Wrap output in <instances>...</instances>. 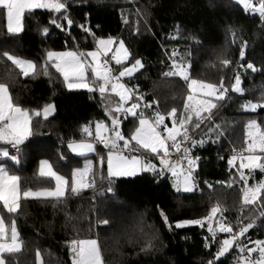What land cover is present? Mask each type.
<instances>
[{"label": "trees", "instance_id": "16d2710c", "mask_svg": "<svg viewBox=\"0 0 264 264\" xmlns=\"http://www.w3.org/2000/svg\"><path fill=\"white\" fill-rule=\"evenodd\" d=\"M3 11L0 9V82L8 84L13 104L29 110L31 131L17 152L8 151L17 160L7 157L0 162L18 177L20 194L53 188L54 178L39 171L42 161L69 182L64 197L20 196L17 211L1 207L4 220L15 222L21 244L18 251L3 254L5 264H37V252L41 264H73L71 249L75 246L71 241L88 238L97 239L103 264H208L225 233L219 229L210 232L208 220L179 228L176 222L206 217L215 205L222 209L218 219L233 232L255 221L241 237L247 247L264 239V191L252 204H244L242 198L243 186L260 180L264 171L242 168L237 161L247 152L250 121L256 122L260 136L264 134V18L259 13L230 0H66V9L59 12L26 10L21 31L14 33L6 29ZM65 16L72 20L71 26ZM53 19L62 26L50 23ZM109 36L123 40L130 53L126 63L141 60L143 68L123 82L133 99L143 96L137 100L139 112L153 120L156 113L162 114L170 126L167 113L176 109L177 117L185 107L187 83L177 75H162L173 71V60L190 63V72L204 83L229 85L225 98L202 115L199 128H187L190 141L196 143L186 146L201 158L193 171L191 191L175 189L170 175H159L158 168L109 178L102 146L83 156L69 150L70 141L93 138L95 122L110 128L107 98L97 90L67 89L47 52L86 51L94 46L95 38ZM4 52L31 59L35 71L24 75ZM225 59L229 65L223 64ZM246 63L255 71L239 74L243 91L234 92L233 67ZM156 85L162 88L158 95ZM248 102L262 106L245 109ZM49 104L54 112L45 118L41 111ZM36 110L40 115L34 114ZM137 115L119 114V129L125 138H129ZM84 126H89L91 136L82 131ZM256 151L264 163V152ZM233 153L236 159L229 165L227 158ZM87 159L92 166L91 186L72 193L73 172L82 169ZM103 200L112 202L111 224L103 223L109 218L100 206ZM161 212L167 216V225ZM108 228L113 232L104 233ZM240 254L234 244L218 264H233Z\"/></svg>", "mask_w": 264, "mask_h": 264}, {"label": "snow or ice", "instance_id": "6c2138e0", "mask_svg": "<svg viewBox=\"0 0 264 264\" xmlns=\"http://www.w3.org/2000/svg\"><path fill=\"white\" fill-rule=\"evenodd\" d=\"M245 8H252V11L258 12L262 18H264V0H259L258 5H253L252 0H240ZM48 8L53 9L56 12L66 9V3L61 2V0H0V9L6 12L7 20V29L9 32H20L21 31V18L22 13L26 10L31 9H40ZM69 26L72 25V20L68 19L67 16L64 17ZM50 23L55 24L57 27H61V24H57L56 20L53 19ZM45 33L48 32V29L43 30ZM99 48L97 50L89 51L87 53H77L74 51H65L62 53H56L49 51L47 53V58L49 60L55 58L54 67L56 70L63 75L64 81L67 84L69 89L72 88H84L89 91L96 90L93 86H90L88 83L83 82L85 80V69L87 65L83 63V58L85 56L91 57L95 62V65L92 68L93 75L97 78L95 83L98 84V91L103 96L108 90L109 85L112 92H117L120 97V103L116 106L114 110H111L109 113L111 119V128L108 127L104 122H96L95 124V136L99 139L100 143H103L106 148H109L107 156V175L109 178L112 177H121V176H134L138 171H152L156 172L157 166L151 164L150 162L141 163L140 157L133 155L131 159L128 156L123 155V151L135 152L139 149L150 150L151 153L155 154L159 158V175H163L165 170L169 171L174 177L173 187H176L179 190V186L182 185L185 191H191L194 184L193 171L196 167L197 158H191L189 156L190 149L186 146L187 142H191L195 145L196 141L191 140L188 135V129L185 127L186 120L181 117L179 120V126L174 122L171 128L164 127V132L167 133L164 136L160 131L159 127L164 124L165 117L159 113L155 114V120L151 121L148 119L141 118L139 120V126L131 133L130 138H125L122 132L119 129V118L118 115L121 111H124L125 114L131 113L133 116L137 115V109L140 107L139 103L131 104L130 107L125 108L124 102L132 98V93H130L126 86L122 83H119V78L124 76H131L138 68H143V64L140 59H136L135 63L131 65L130 68H124L119 72L118 77L113 78L111 69L102 66L98 57L104 56L110 51L111 45L114 44V38L109 36L108 38H100L96 41ZM130 53L125 47L123 40L119 41V47L116 48V54L112 57L115 60L116 64H121L123 60H127ZM245 55L244 49L241 48L240 56L243 58ZM3 56L16 65L24 75H28L30 72L35 71V65L32 61H25L13 55H10L8 52H4ZM108 61L104 60L103 64L107 65ZM224 65H229L230 61L223 60ZM176 62L173 60V66L175 67ZM248 69L255 71L254 66L251 63L247 65ZM45 74H47L45 70ZM166 77H172L175 75H180L184 79H188L186 75V70L183 65H180L178 71H170L162 74ZM72 81H77L73 83ZM201 88L208 89L207 95L209 97L215 96L217 100H223L225 98L226 89L222 88L217 92V86L213 84H208L196 80H192L189 87L197 85ZM241 80L239 74L235 77V83L232 85V90L235 92H242L243 90L240 87ZM136 99L142 100V95H137ZM191 99V97H189ZM202 105L206 107L201 108L200 110L195 111V116L198 120L202 119V111L210 112V110L216 107V104L210 101H201ZM148 105H145L147 107ZM262 106L252 102H248L246 107H251L255 110L257 107ZM185 108H188V105H185ZM54 110V106L49 104L45 105L43 109V114L45 118ZM176 113V109H172L168 114L172 116ZM35 115H40V112L36 110ZM31 116L29 110L23 109L18 105H14L11 102V96L9 92V86L6 83L0 82V140L7 142H14L15 144H20L23 139L30 134L29 122ZM188 120H191V115H189ZM251 125H255V121H250ZM196 127L199 128V123L196 124ZM219 127V126H217ZM82 131L87 133L89 136L92 135L90 132L89 126H84ZM211 132L212 129H209ZM109 133L107 136L104 133ZM181 137L182 139H178ZM171 141V144L168 142ZM122 142V144H121ZM133 142L138 148L132 147ZM259 147L261 152H264V134L260 137L259 145L256 144L255 139L251 144H249V150H253ZM74 152L84 153L92 152L95 150L94 144L87 140H82L80 142H74L69 144ZM181 154L180 160L175 161L171 159L172 153ZM0 155L7 157L9 155L6 149H0ZM12 160H17V157L12 156ZM236 157H231L228 163L231 165ZM260 157L256 155H250L247 157L248 164H242V167H260L264 169V163L257 164V161ZM186 162L187 167H184ZM101 163H103V158H101ZM41 173L49 177H54L56 181L55 190H43L40 192L25 191L23 193L24 197L29 196H50V197H64L66 195V187L68 186V181L61 175H58L55 171L52 170L51 165L47 161H42ZM44 166H47V172H44ZM91 171V161H88L84 169H76L73 172L70 190L72 193H76L80 189L88 188L91 185L85 182V178L88 173ZM103 179V177H101ZM18 177L14 175H9L3 165H0V201H3L5 208L9 212H15L19 208L18 199L19 192L17 188ZM211 188V185H208ZM264 191V181H262L258 186L252 188H246L243 193V202L244 204H252L258 199L259 193ZM108 192H112V189L109 187ZM222 209L219 205H215L211 208L209 216L203 218V220H210L212 216L216 213L221 212ZM161 215L164 219L165 224H168L167 216L161 212ZM264 215V213H261ZM202 220H184L177 221L176 227H182L189 224H202ZM104 224H107L108 221H103ZM255 221L243 225L239 228V231L233 232L232 227L227 224H219L220 232L228 233L229 238L224 239L220 242V247L215 253L212 260L208 261V264H218L220 257L229 253L230 249L236 244L239 251L243 252L245 250L244 245L239 242V238L242 237L250 228L254 226ZM171 227V225H168ZM209 231H213L211 225H209ZM214 234V233H213ZM17 232L15 225L12 227V236L11 242L4 243V227L2 221H0V254L12 253L18 251L20 244L17 242ZM73 247L71 249L74 259L73 264H103L100 248L97 240L95 239H86V240H73L71 241ZM256 247L248 248V256H241L238 264H264V241H256ZM151 247V245H147ZM205 247H209L206 243ZM255 251L259 252V258L257 260L251 259V254ZM37 261L39 264L40 254L37 252ZM0 264H5L3 255H0Z\"/></svg>", "mask_w": 264, "mask_h": 264}, {"label": "rangeland", "instance_id": "374dc122", "mask_svg": "<svg viewBox=\"0 0 264 264\" xmlns=\"http://www.w3.org/2000/svg\"><path fill=\"white\" fill-rule=\"evenodd\" d=\"M253 5H258L259 4V2L258 3H256V4H254V3H252ZM249 9L251 10V12H253L254 13V11H252V8L251 7H249ZM3 13H4V22H5V27H6V29H7V20H6V12L5 11H3ZM256 13H258V12H256ZM22 17H23V13H22ZM21 29H22V18H21ZM8 30V29H7ZM14 33H17V32H14ZM100 38H108V37H98V38H95V40H94V46L91 48V49H88V50H86V51H82V52H78V51H76V50H74V49H66V50H50V51H52V52H56V53H62V52H65V51H74V52H77V53H87V52H89V51H93V50H97L98 48H99V46L97 45V43H96V41L98 40V39H100ZM114 38V44L113 45H111V46H109L110 47V51L108 52V53H106L104 56H107V55H115L116 54V48H118L119 47V41L120 40H122V39H120V38H118V37H113ZM125 45V44H124ZM126 47V46H125ZM13 56H15V57H18V58H20V59H22V60H25V61H32L31 59H27V58H23V57H20V56H16V55H13ZM104 56H102V57H98V60L100 61V63H101V61L103 60V57ZM136 60V59H135ZM135 60H133V61H131L130 63H126V60H123L122 62H121V64H117L116 66H115V69L114 70H112V68L111 67H109L110 69H111V72H112V74H113V78L115 79V77H118V75H119V72L120 71H122L124 68H130L131 67V65L132 64H134L135 63ZM55 61V60H54ZM33 62V61H32ZM176 62V65H175V67L173 66V71H178V69H179V67H180V65H183L184 67H185V70H186V75H187V77H188V79H184V77H182V76H180V75H177V77H179V79H181V80H183L185 83H187V89H188V91H187V89H186V93H185V104L184 105H188V108L186 109L185 107H184V109L183 110H181V109H179L180 111H179V115H177V117H175V115L173 114L172 116H169L168 115V117H169V119H170V126L169 125H167V124H163V125H161L160 127H159V129H158V131H160L164 136H166L167 135V133L166 132H164V127L166 126V127H168V128H171L172 126H173V123L175 122L176 124H177V127H180L179 126V120L181 119V117H183L185 120H186V124H185V127L187 126V125H189V126H187L186 128H188V127H194L197 123H198V119L196 118V116H195V111H197V110H200L201 108H203V107H206V105H202L201 104V101H210V102H212V103H216V101L217 100H215V96H212V97H209L208 95H207V93H208V89H204V88H201L200 86H199V84H197V85H193L191 88L189 87V85L191 84V81L192 80H196V81H200V82H202L200 79H198L197 77H195L194 75H196V74H193V73H191L190 71V63H187V62H184V61H181V62H178V61H175ZM34 63V62H33ZM83 63L85 64V65H87V67H86V69H85V80L83 81V82H85V83H88L90 86H93L97 91H98V84H96L95 83V81H96V77L93 75V73H92V68H93V66L95 65V62L92 60V58L91 57H88V56H85L84 58H83ZM16 66V65H15ZM17 67V66H16ZM138 69H140V68H138ZM137 69V70H138ZM136 70V71H137ZM135 71V72H136ZM135 72H133V73H135ZM31 73H33V72H30L29 74H31ZM132 73V74H133ZM61 74V73H60ZM62 75V74H61ZM63 76V75H62ZM125 77H127V76H124V77H121V78H119V83H122V84H124V82H123V79L125 78ZM73 83H75V82H77V81H72ZM220 83V82H219ZM217 84L216 86H217V90H219V88H221V85H222V88L223 89H227L228 87L227 86H229L227 83L226 84H223V83H220V84ZM125 85V84H124ZM65 86H66V88L67 89H69L68 87H67V84L65 83ZM126 86V85H125ZM127 88V87H126ZM72 89H84V88H72ZM85 90H88V89H85ZM127 90L131 93V91L127 88ZM155 90H156V94L158 95L159 93H162V88H160L159 87V85H156V87H155ZM99 92V91H98ZM218 92V91H217ZM100 93V92H99ZM104 97L105 98H107V114H108V116L110 117V115H109V113L111 112V110H113V109H115L116 108V106L120 103V97H119V95H118V93L117 92H112L111 91V87H110V85H109V90L104 94ZM189 97H191V99H189ZM157 98L160 100V96H157ZM212 99H214V100H212ZM12 102V101H11ZM134 103H139L137 100H135V99H133V95H132V98L130 99V100H128V101H125L124 102V105H125V108H128V107H130L131 106V104H134ZM15 105V104H14ZM51 105H53V104H51ZM247 105V104H246ZM246 105H244V107H245V109H248V108H251V107H246ZM139 110H140V107L136 110L137 111V117H136V119L134 120V122H133V125L131 126V128H130V130H129V134H128V137L130 138V136H131V133L135 130V128L136 127H138L139 126V120L141 119V118H144V119H148V120H151V121H154L153 119H151L150 117H148V116H146V115H143L142 113H140L139 112ZM54 112V110L53 111H51L50 112V114H52ZM171 112V111H170ZM170 112H168L167 114H169ZM121 113V112H120ZM119 113V114H120ZM207 112L206 111H202V113H201V115H205ZM209 113V112H208ZM41 114L44 116V114H43V109H42V111H41ZM49 114V115H50ZM119 114H117L118 116H119ZM129 115H132L131 113H128ZM162 115V114H161ZM189 115H191V120H188V117H189ZM164 116V115H163ZM165 117V116H164ZM119 118V117H118ZM193 120V122L191 123V121ZM97 122H102V121H97ZM110 122H111V119H110ZM30 123H31V119H30V122H29V130L31 131V129H30ZM190 123H191V125H190ZM95 124H96V122H95ZM95 124H94V127H93V138L92 139H81V140H73V141H70L69 143H68V148H69V144L70 143H74V142H80V141H82V140H87V141H89V142H92L93 144H94V140H96V139H98L96 136H95V131H96V129H95ZM110 128H111V125H110ZM109 133H107V132H105L104 133V135L105 136H107ZM30 136V134L28 135V136H26L24 139H23V141H25L26 139H27V137H29ZM260 134H259V131H258V127L256 126V124L255 125H251L250 124V126H249V128H248V139H249V143H248V148H247V152L246 153H244L242 156H239V157H237V161L240 163L239 165L241 166L242 164H244V165H246V164H248V160H247V157L248 156H250V155H256V156H258L259 157V155H258V153H257V151L256 150H258L259 149V147H257V148H255V149H253V150H249V144H251L252 142H253V140L255 139V142H256V144L257 145H259V143H260ZM99 140V139H98ZM4 143V142H3ZM6 143H8V144H10V145H17V144H15L14 142H6ZM22 143V142H21ZM121 144H122V142H121ZM101 145L103 146V148L105 149V151H106V164H107V156H108V152H109V148H106L105 146H104V144L103 143H101ZM132 147H135V148H138V146L137 145H135V142H133V144H132ZM94 148H95V150H96V146L94 145ZM69 150L74 154V155H77V156H83V155H88V154H92V153H94L95 152V150L94 151H92V152H84V153H78V152H74L71 148H69ZM9 153V152H8ZM140 153V154H139ZM128 154H130V157L128 156ZM143 154H145V155H143ZM148 154V155H147ZM123 155H125V156H128L129 157V159H131V157L133 156V155H136V156H139L140 157V160H141V163H147V162H150L151 164H154V165H156L157 167L159 166V158L158 157H156L155 156V154H153V153H151L150 152V150H144V149H139L138 151H135V152H129V151H123ZM149 155L150 156H154V159L157 161V163L158 164H155V160H153V159H151L150 157H149ZM5 157V156H4ZM7 157H12V155L11 154H9ZM7 157H5V158H7ZM88 161H91L90 159H87L86 160V162L84 163V167L82 168V169H84L85 168V165H86V163L88 162ZM257 164H261V162H260V159L257 161ZM0 165H3V163H1L0 162ZM40 167H39V171H40V173H41V168H42V164L40 163V165H39ZM4 167V166H3ZM92 167V166H91ZM242 167V166H241ZM242 168H246V169H250V168H248V167H242ZM252 169V168H251ZM253 169H259V170H262V171H264V169H262V168H260V167H253ZM6 170V169H5ZM53 170V169H52ZM7 171V170H6ZM54 171V170H53ZM44 172H47V166H44ZM140 172V171H139ZM7 173L9 174V175H14V174H11V173H9L8 171H7ZM91 173L89 172L88 173V175H87V177L85 178V182L86 183H89V184H91V180H90V178H91V175H90ZM14 176H16V175H14ZM170 177L172 178V185L174 184V177H172V175H171V173H170ZM250 177V176H249ZM54 178V177H53ZM262 181H264V175H263V177H261V179L260 180H255V181H253V183H248V184H246V185H244L243 186V188H242V196H243V193H244V191H245V189L246 188H252V187H256V186H258ZM194 184H193V186H192V189L194 188ZM55 187H56V181H55V178H54V186H53V188H46V189H40V190H37V191H32V192H40V191H43V190H55ZM17 188H18V182H17ZM175 189H177L176 187H174ZM179 190H181V191H183V192H188V191H185L184 190V188H183V186L182 185H180L179 186ZM18 192H19V189H18ZM19 195L20 196H22V197H24V195L23 194H20V192H19ZM29 198H50V196H29ZM243 198V197H242ZM100 206H101V208L104 210V212H105V214H107L108 216H109V218H108V220H106V221H108V223L107 224H111L112 223V216H113V211H112V202L110 201V200H103V201H101L100 202ZM4 208L7 212H9L8 210H7V208H5V206H4V203H3V201H0V221H2V224H3V227H4V238H3V242L4 243H9V242H11V236H12V227H13V224L15 225V222L13 221V220H11L10 222H7L6 220H4V218L2 217V215H1V209L2 208ZM209 216V215H208ZM204 218V217H203ZM203 218H199L200 220H202L203 221ZM195 220H197V219H195ZM181 221H184V220H181ZM208 222H209V224H208V226L209 225H211V227H212V229H213V231H215V229H219V224H221V223H223L222 221H220L219 219H218V215H217V213L214 215V216H212L211 217V219L210 220H208ZM224 224V223H223ZM190 225H194V224H189V225H184V226H190ZM15 228H16V226H15ZM104 231V233H111V232H113V229H110V228H108V229H104L103 230ZM17 232V231H16ZM226 238H229V234L228 233H225V235L222 237V241L224 240V239H226ZM260 241H264V239H262V240H260ZM17 242L20 244V242H19V240H18V236H17ZM20 247H21V244H20ZM253 247H256V245H255V243H254V245L253 246H248L247 247V249L248 248H253ZM20 249V248H19ZM253 254V253H252ZM0 255H3V254H0ZM241 256H244V255H242V254H240V255H238V257H237V259H235L234 261H233V264H238V262L240 261V258H241ZM244 257H246V256H244ZM259 258V252L257 251V254H256V257H255V259H253V260H257Z\"/></svg>", "mask_w": 264, "mask_h": 264}, {"label": "built area", "instance_id": "2783aa9c", "mask_svg": "<svg viewBox=\"0 0 264 264\" xmlns=\"http://www.w3.org/2000/svg\"><path fill=\"white\" fill-rule=\"evenodd\" d=\"M61 2L66 3V0H61ZM260 17H261V15H260ZM112 57H113V55H107V56H104V57H103V60L101 61V65H102V66H106V67H108V68L111 67L112 70H114V69H115V66H116L117 64H116L115 60L112 59ZM104 60H107V61H108L107 65H104V64H103V61H104ZM247 70H248V68L246 67V65H242V66L239 67V68L235 65V66L233 67V74H234V75H236V74H245V73L247 72ZM219 89H221V88H219ZM93 142H94V145H95L96 147H97V146H102L98 139L94 140ZM102 147H103V146H102ZM18 148H19L18 145H10V144L8 145V144H6V143H0V149H6L7 151H11L12 153L17 152ZM180 155H182V153H181V154H176V153L173 152L172 155H171V159H172V160H175V161H179V160H180ZM234 155H235V153H233L232 155H230V156L227 158V163H228V161H229V159H230L231 157H234ZM128 156L130 157V154H128ZM189 156H190L191 158H197V157L199 158V159L196 160V164H197L198 161L201 159L200 156H198L197 154H192V153H190V152H189ZM3 158H5V157H4L3 155H0V160L3 159ZM233 163H234V161H233ZM233 163H232L231 165H233ZM228 164H229V163H228ZM229 165H230V164H229ZM184 167H185V168L187 167L186 162L184 163ZM239 242L242 243V244L244 245V248H245V250H244L243 252H241V254L247 257V256L249 255L248 252H247V246L241 241V237L239 238ZM235 245H236V244H235ZM253 245H254V244H253ZM236 248H237V246H236ZM237 249H238V248H237ZM256 254H257V251H255V252H253V254H251V259H252V260L255 259Z\"/></svg>", "mask_w": 264, "mask_h": 264}, {"label": "crops", "instance_id": "0c3cea01", "mask_svg": "<svg viewBox=\"0 0 264 264\" xmlns=\"http://www.w3.org/2000/svg\"><path fill=\"white\" fill-rule=\"evenodd\" d=\"M48 53V52H47ZM48 59V58H47ZM49 60V59H48ZM55 58H53V59H51L50 61H52L53 62V64L55 63ZM212 100H214V99H212ZM215 100H217L216 98H215ZM0 142H7V141H3V140H0ZM23 142V141H22ZM21 144V143H20ZM20 144H17V145H20ZM159 167H160V165L157 167L158 169H159ZM141 172V171H140ZM139 171L137 172V174H139L140 173ZM165 172H167L169 175H170V172L169 171H167V170H165ZM171 180H172V178H171ZM173 182V181H172ZM18 189H19V186H18ZM19 198H20V195H19ZM19 200V199H18ZM88 239H95V238H88ZM81 240H86V239H81ZM95 240H97V239H95ZM98 242V241H97ZM38 264V263H37ZM39 264H41V262L39 261Z\"/></svg>", "mask_w": 264, "mask_h": 264}, {"label": "water", "instance_id": "95a60500", "mask_svg": "<svg viewBox=\"0 0 264 264\" xmlns=\"http://www.w3.org/2000/svg\"><path fill=\"white\" fill-rule=\"evenodd\" d=\"M230 1H232L234 4H236V5H238V6H240L241 8H243V9H245V6L242 4V3H240V0H230ZM246 65V67H247V65H248V63H246L245 64ZM255 68V67H254ZM250 72H254L252 69H248ZM237 75V74H236ZM236 77V76H235ZM235 77H234V83H235ZM235 92V91H234Z\"/></svg>", "mask_w": 264, "mask_h": 264}]
</instances>
